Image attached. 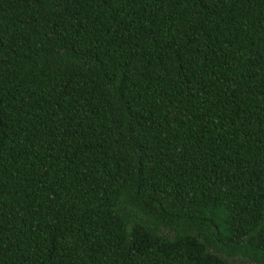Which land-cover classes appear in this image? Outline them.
Here are the masks:
<instances>
[{
	"label": "trees",
	"instance_id": "1",
	"mask_svg": "<svg viewBox=\"0 0 264 264\" xmlns=\"http://www.w3.org/2000/svg\"><path fill=\"white\" fill-rule=\"evenodd\" d=\"M0 264H264V0H0Z\"/></svg>",
	"mask_w": 264,
	"mask_h": 264
}]
</instances>
